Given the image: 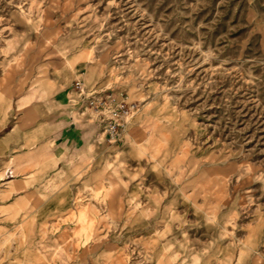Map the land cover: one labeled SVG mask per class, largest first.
I'll return each instance as SVG.
<instances>
[{
  "label": "rangeland",
  "instance_id": "obj_1",
  "mask_svg": "<svg viewBox=\"0 0 264 264\" xmlns=\"http://www.w3.org/2000/svg\"><path fill=\"white\" fill-rule=\"evenodd\" d=\"M0 264H264V0H0Z\"/></svg>",
  "mask_w": 264,
  "mask_h": 264
},
{
  "label": "built area",
  "instance_id": "obj_2",
  "mask_svg": "<svg viewBox=\"0 0 264 264\" xmlns=\"http://www.w3.org/2000/svg\"><path fill=\"white\" fill-rule=\"evenodd\" d=\"M76 86L79 82L75 83ZM88 104L98 113V124L105 138L110 142H115L120 137V131L132 114L135 103L129 101L122 93L104 96L89 94Z\"/></svg>",
  "mask_w": 264,
  "mask_h": 264
},
{
  "label": "crops",
  "instance_id": "obj_3",
  "mask_svg": "<svg viewBox=\"0 0 264 264\" xmlns=\"http://www.w3.org/2000/svg\"><path fill=\"white\" fill-rule=\"evenodd\" d=\"M80 136L81 135L76 128L65 127L61 132V141L73 146L77 144L78 140L80 139Z\"/></svg>",
  "mask_w": 264,
  "mask_h": 264
}]
</instances>
